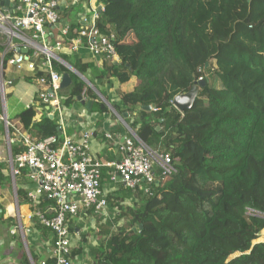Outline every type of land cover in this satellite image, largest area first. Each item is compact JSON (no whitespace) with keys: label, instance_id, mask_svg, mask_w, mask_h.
I'll use <instances>...</instances> for the list:
<instances>
[{"label":"trees","instance_id":"obj_1","mask_svg":"<svg viewBox=\"0 0 264 264\" xmlns=\"http://www.w3.org/2000/svg\"><path fill=\"white\" fill-rule=\"evenodd\" d=\"M98 2L105 8L98 26L115 36L119 60L101 72L92 69L114 84L134 80V89L121 93L124 109L113 107L129 114L126 124L144 142L171 154L175 171L158 170L153 183L125 186L119 198H107L108 205L119 200L118 210L113 224L101 226L106 240L92 250L93 264H264V241H258L264 230V0ZM79 29H69L66 38ZM41 62L35 85L49 80ZM79 63L74 68L83 75ZM57 70L72 77L60 92L63 106L71 107L87 85L67 67ZM200 79L206 84L193 106L180 112L175 97ZM89 94L93 111H108L102 98ZM37 100L41 121L34 122V104L12 124L36 141L55 136L58 146V116L39 94ZM24 149L16 142L14 158ZM17 195L19 201L27 196L21 189ZM37 226L44 236L51 232ZM30 253L15 264H39ZM80 253L74 250L72 260Z\"/></svg>","mask_w":264,"mask_h":264},{"label":"built area","instance_id":"obj_2","mask_svg":"<svg viewBox=\"0 0 264 264\" xmlns=\"http://www.w3.org/2000/svg\"><path fill=\"white\" fill-rule=\"evenodd\" d=\"M91 1L93 5L88 17L84 19L85 25L77 31L76 36L67 39L68 29H64V37L50 44L46 28L48 25L60 23V0H14L12 10L5 9L0 0V35L7 42L17 40L27 52L32 51L31 56L16 53L8 59V64L16 66L17 69L27 68L34 76L37 72L36 61L42 60L41 65L49 73V80H38V94L43 103L48 105L51 114H57L63 136L60 145L55 146V136L36 141L27 132L15 128L16 142H21L25 149L12 158V175L15 180L25 171L28 172L29 178L35 184V187L26 189L32 208L28 218L49 228L54 237L53 261L43 260L39 264H74L69 219L90 209L99 215L106 212L109 205L102 187L104 168L110 170L111 181L121 179L131 189L137 188L141 182L153 183L158 170L164 176L175 171L171 154L158 151L144 142L127 126L121 115L119 118L128 128V134L120 145L119 161L99 160L91 147L94 133L84 132L78 138L67 125L60 93L63 74L57 70L58 65L69 67L62 58L63 49L66 47L70 51H77L88 48L95 55L110 62L119 60L114 44L115 36L102 32L98 26L104 5L99 4L98 0ZM11 43L8 45L13 50ZM77 75L87 85L81 95L84 102L90 101V90L107 103L87 77L79 72ZM9 84L10 82H5L0 71V123L4 122L6 125L10 124L6 113ZM107 137L111 139L113 135L107 134ZM44 201L48 204L43 208Z\"/></svg>","mask_w":264,"mask_h":264},{"label":"crops","instance_id":"obj_3","mask_svg":"<svg viewBox=\"0 0 264 264\" xmlns=\"http://www.w3.org/2000/svg\"><path fill=\"white\" fill-rule=\"evenodd\" d=\"M13 2L14 0H10L5 9L12 10ZM92 5L93 1L91 0H60L58 8L61 17L60 23L58 25H48L46 28L49 43L54 44L64 37V29L69 30L84 26V19L88 17ZM8 43H11V41L7 42L6 38L0 35V71L5 82L11 84L7 87L6 102L7 118L11 122L9 125L4 122L0 123V264L18 263L24 253H27L31 258L30 249L37 255L40 263L43 260H52L53 233L50 232L47 236L42 235L37 226L39 223L28 218L32 210L28 198L25 196L19 201L17 191L21 189L26 193V189L35 187V184L29 178L27 171L14 180L11 162L14 157L12 146L16 143V127L13 125L18 122L16 116L34 104L39 107L34 122L41 121L45 114L41 108V103L37 100L38 88L34 84L33 73L27 68L17 69L16 66L8 64V61L5 63L6 52L11 50ZM12 43L15 51L13 55L17 53L18 49L25 50L21 42L15 40ZM62 57L66 58L67 63L72 67L76 62H81L79 68L84 71L83 75L102 94L109 108L108 111L100 113L92 110L93 105L89 109L85 103L78 100L71 107H64L63 109L68 127L74 131L78 138L84 132L92 131L94 133L91 147L99 160L119 161L121 158L120 145L128 134V128L119 118L120 114L113 106L124 109L121 93L131 92L135 87L134 80L114 84L107 78H97L94 68L101 72L104 68H107L110 61L102 56L95 55L88 48L70 51L65 47L62 51ZM92 66H94L93 69ZM45 108L48 110V106H45ZM121 116L123 117V115ZM127 126L129 125L127 124ZM13 128L15 130H12ZM20 130L26 133L25 130ZM107 134H112L113 138H108ZM102 173V187L106 197L117 196L119 198L121 190L125 187L124 183L121 179L111 181L108 168H104ZM136 200V198L125 199L123 203L132 204ZM117 202L119 200L114 199V204H117ZM47 204L44 201L42 207L44 208ZM114 204L109 203V207L104 214L99 215L94 210H86L69 219L72 234V252L76 249L81 250V253L74 258V264H93L92 250L102 246L106 240L105 232L101 226L108 227L109 224H113L118 210ZM19 221L23 226L17 233ZM119 224L122 225L123 221L121 220ZM31 261L33 260L31 259Z\"/></svg>","mask_w":264,"mask_h":264},{"label":"water","instance_id":"obj_4","mask_svg":"<svg viewBox=\"0 0 264 264\" xmlns=\"http://www.w3.org/2000/svg\"><path fill=\"white\" fill-rule=\"evenodd\" d=\"M9 3H10V0H2L1 1V5L4 6V8H7ZM26 52H27V50H20V49L17 50L18 54L19 53H26ZM68 65H69L68 69L71 72L76 73V74L78 73V71L74 67H72L70 64H68ZM71 84H72V77H71L70 73L69 72L63 73L62 80L60 83V88L62 90L67 89L68 87L71 86ZM205 84H206L205 80L200 79L196 84H194L192 86V88L189 92H186L184 94H180V95L176 96L174 99V102H173L175 108H177L180 112H184L185 110L190 109L193 106V104H194V102L198 96V93L200 92L201 86H205ZM79 100H81V102L85 103L89 109L91 108V106H92L91 101H88L86 103L82 100L81 97H79ZM146 109L151 110L152 107L148 106ZM126 117H128V113L123 114V118H126ZM58 132H59V135H61V128L60 127H58Z\"/></svg>","mask_w":264,"mask_h":264},{"label":"rangeland","instance_id":"obj_5","mask_svg":"<svg viewBox=\"0 0 264 264\" xmlns=\"http://www.w3.org/2000/svg\"><path fill=\"white\" fill-rule=\"evenodd\" d=\"M22 226H23L22 223H20V221H19V223L17 225V231H16L17 233H19V230L21 229ZM258 241H264V230L261 232Z\"/></svg>","mask_w":264,"mask_h":264}]
</instances>
